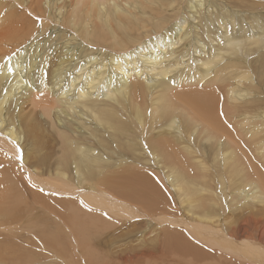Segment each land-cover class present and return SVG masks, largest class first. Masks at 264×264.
<instances>
[{
    "label": "bare ground",
    "instance_id": "bare-ground-1",
    "mask_svg": "<svg viewBox=\"0 0 264 264\" xmlns=\"http://www.w3.org/2000/svg\"><path fill=\"white\" fill-rule=\"evenodd\" d=\"M0 66V264H264V0H0Z\"/></svg>",
    "mask_w": 264,
    "mask_h": 264
},
{
    "label": "snow or ice",
    "instance_id": "snow-or-ice-1",
    "mask_svg": "<svg viewBox=\"0 0 264 264\" xmlns=\"http://www.w3.org/2000/svg\"><path fill=\"white\" fill-rule=\"evenodd\" d=\"M36 18H37V20H40L41 23L43 22L41 17L37 16ZM12 55H14V53L7 54L5 56V60L7 61V65H4V66L7 67L8 73H13V71H14V68L11 64ZM4 66H0V67H4ZM41 95H43V93H41ZM221 115H223V112H221ZM229 127H231V125H229ZM12 143L14 144L15 149H16V153H17L16 159L19 161L20 167L23 168L24 167L23 150L21 149L20 145L15 140H13ZM145 147H147V144H145ZM3 167H4V165L0 164V168H3ZM27 179H28L29 183H32L31 175H29L27 177ZM32 186L36 187V185L34 183H32ZM41 191H43V189H41ZM81 203H83V201H81ZM84 206L87 207L86 204Z\"/></svg>",
    "mask_w": 264,
    "mask_h": 264
},
{
    "label": "rangeland",
    "instance_id": "rangeland-1",
    "mask_svg": "<svg viewBox=\"0 0 264 264\" xmlns=\"http://www.w3.org/2000/svg\"><path fill=\"white\" fill-rule=\"evenodd\" d=\"M94 46V45H93ZM97 47H100V46H97ZM39 95H41V93L39 94ZM45 96V93H43V95H41V97H44ZM48 255V251H47V253L44 255V258H49V257H45V256H47ZM55 263H58V264H61L60 263V261H58V260H53L52 262H51V264H55ZM170 263H172V262H170ZM33 264V263H32Z\"/></svg>",
    "mask_w": 264,
    "mask_h": 264
}]
</instances>
